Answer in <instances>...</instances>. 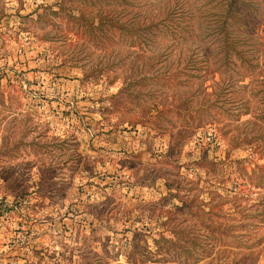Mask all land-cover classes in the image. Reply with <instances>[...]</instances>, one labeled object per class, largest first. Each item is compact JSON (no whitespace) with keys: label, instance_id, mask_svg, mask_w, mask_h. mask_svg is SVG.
Here are the masks:
<instances>
[{"label":"rangeland","instance_id":"obj_1","mask_svg":"<svg viewBox=\"0 0 264 264\" xmlns=\"http://www.w3.org/2000/svg\"><path fill=\"white\" fill-rule=\"evenodd\" d=\"M119 4L0 0V264H264V84L196 112L213 73L126 77L142 50L82 30Z\"/></svg>","mask_w":264,"mask_h":264},{"label":"trees","instance_id":"obj_2","mask_svg":"<svg viewBox=\"0 0 264 264\" xmlns=\"http://www.w3.org/2000/svg\"><path fill=\"white\" fill-rule=\"evenodd\" d=\"M119 2L117 11L110 7L96 14V30L94 26L92 30H82L91 34L101 30L102 36L96 35V39L103 46L110 45V53L115 59L124 56V52L119 53L116 49V44L120 42L124 43L123 51L127 53L134 47L142 50L148 61L147 66L135 68L134 61L129 60V74L126 77L144 76L154 82L160 79L165 87H174L173 91L177 92V85L192 87L194 77L205 78L208 73H213L217 79L209 84V90L203 91V95L207 97L205 104L199 100L192 105L197 109L196 112L205 105L209 110L216 107L218 111L231 112L225 107V103L234 99H230L228 95L235 91L237 81L243 80L245 76L251 75V80L264 84V65L259 66L260 62L252 53V44L250 45L252 39L256 38L253 26H264V0ZM73 31L78 34L77 37L81 36L80 29L75 28ZM66 41L73 46L77 43L72 38H67ZM174 48L178 50L175 61L172 58ZM154 68L159 70L156 74H143V71L150 69L154 72ZM242 69L243 74L239 76L238 72ZM193 88L195 87L191 89ZM150 89H154L153 86ZM143 93L147 92L141 91ZM173 102L174 100H166L163 104L173 105ZM259 117L264 124V116ZM189 239L191 238L187 236V240ZM174 244L175 248L187 251L186 257L196 260L188 248L191 245Z\"/></svg>","mask_w":264,"mask_h":264}]
</instances>
